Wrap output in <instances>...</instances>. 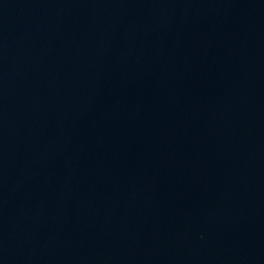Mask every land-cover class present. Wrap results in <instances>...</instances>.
<instances>
[{
  "label": "water",
  "instance_id": "1",
  "mask_svg": "<svg viewBox=\"0 0 264 264\" xmlns=\"http://www.w3.org/2000/svg\"><path fill=\"white\" fill-rule=\"evenodd\" d=\"M0 264H264V0H0Z\"/></svg>",
  "mask_w": 264,
  "mask_h": 264
}]
</instances>
